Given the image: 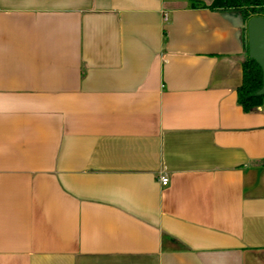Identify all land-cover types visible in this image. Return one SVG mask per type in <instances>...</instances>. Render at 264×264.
<instances>
[{
  "label": "crops",
  "instance_id": "obj_1",
  "mask_svg": "<svg viewBox=\"0 0 264 264\" xmlns=\"http://www.w3.org/2000/svg\"><path fill=\"white\" fill-rule=\"evenodd\" d=\"M212 2L0 0V264H264L248 24Z\"/></svg>",
  "mask_w": 264,
  "mask_h": 264
},
{
  "label": "trees",
  "instance_id": "obj_2",
  "mask_svg": "<svg viewBox=\"0 0 264 264\" xmlns=\"http://www.w3.org/2000/svg\"><path fill=\"white\" fill-rule=\"evenodd\" d=\"M213 9H236L241 12L243 19L242 40L247 48V22L257 15H264V0H213L210 4ZM243 82L238 88V102L245 111H251L264 103V93H259L263 87V69L260 63L246 57L242 64ZM264 165V161H262Z\"/></svg>",
  "mask_w": 264,
  "mask_h": 264
},
{
  "label": "water",
  "instance_id": "obj_3",
  "mask_svg": "<svg viewBox=\"0 0 264 264\" xmlns=\"http://www.w3.org/2000/svg\"><path fill=\"white\" fill-rule=\"evenodd\" d=\"M247 24L250 57L260 63L264 73V15L253 16L248 20ZM259 93H264V76L263 87Z\"/></svg>",
  "mask_w": 264,
  "mask_h": 264
},
{
  "label": "built area",
  "instance_id": "obj_4",
  "mask_svg": "<svg viewBox=\"0 0 264 264\" xmlns=\"http://www.w3.org/2000/svg\"><path fill=\"white\" fill-rule=\"evenodd\" d=\"M169 19V15L168 13H165L164 14V20L165 21H168ZM159 180L160 182L163 184V185H167L170 181V178H169V175L167 173H162L159 177Z\"/></svg>",
  "mask_w": 264,
  "mask_h": 264
},
{
  "label": "rangeland",
  "instance_id": "obj_5",
  "mask_svg": "<svg viewBox=\"0 0 264 264\" xmlns=\"http://www.w3.org/2000/svg\"><path fill=\"white\" fill-rule=\"evenodd\" d=\"M263 105H264V103H263Z\"/></svg>",
  "mask_w": 264,
  "mask_h": 264
}]
</instances>
